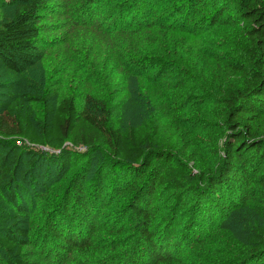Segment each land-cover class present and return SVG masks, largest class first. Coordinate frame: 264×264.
I'll return each instance as SVG.
<instances>
[{
	"label": "trees",
	"instance_id": "obj_1",
	"mask_svg": "<svg viewBox=\"0 0 264 264\" xmlns=\"http://www.w3.org/2000/svg\"><path fill=\"white\" fill-rule=\"evenodd\" d=\"M144 1L118 9L115 32L128 35L127 44L137 48L155 46L144 32L157 30L167 38L161 46L156 45L167 57L175 50L170 32L177 29L167 26L164 17L177 20L188 32L202 22L210 30L234 20L243 23L247 39V46H240L243 53L233 48L231 53L204 57L197 52L199 61L212 64L211 80L207 81L217 90L222 110L219 129L224 139L217 167L211 174L197 177L195 183L183 185L176 173L192 146L190 135H185L174 151L159 150L155 137L161 124L148 111L152 101H146V92L137 87L135 92L141 94L134 98H128L127 87H121L123 99L113 107L104 91L98 96L58 99L57 94L38 95L25 86L9 96V102L0 103V211L6 198L16 212H28L18 181L37 190L33 192L37 200L42 188L50 190L49 182L65 181L56 220L45 218L38 230L42 248L53 249L59 258L74 251H91L94 225L90 202L99 205L108 200L102 211L117 198L122 201L121 221L137 229L141 242L132 264H188L180 254L184 240L195 232V237L202 239L208 224L219 220L250 251L246 264H264V0H173L154 25L143 19L133 22L132 10ZM41 6L42 0H0V63L12 73L22 75L43 59ZM139 88L145 91L144 86ZM35 103L43 105L41 116L33 109ZM95 152L106 154L107 168L95 157L91 159ZM24 156L28 158L23 161ZM92 182L97 188L89 191ZM159 188L170 193L171 217L165 218L169 220L163 236L156 232L150 207ZM26 219L0 217V247L11 257L8 264H43L26 263L20 257L34 234V229L19 225ZM183 220L187 224L183 235L173 237ZM174 223L178 225L170 231ZM82 230L86 235L80 237Z\"/></svg>",
	"mask_w": 264,
	"mask_h": 264
},
{
	"label": "rangeland",
	"instance_id": "obj_2",
	"mask_svg": "<svg viewBox=\"0 0 264 264\" xmlns=\"http://www.w3.org/2000/svg\"><path fill=\"white\" fill-rule=\"evenodd\" d=\"M135 1L42 0L39 24L43 59L38 66L22 75L12 73L0 63V103L9 102V96L16 95L19 89L29 86L38 95L57 94L58 99L81 97L83 94L98 96L104 91L103 96L110 99L113 107H118L123 99L121 87H127L128 98L141 94L137 95L135 92L137 87L140 92H146V101H152L148 111L161 124L159 135L155 137L159 150L174 151L183 137L190 135L192 146L188 154L180 160L176 173L183 185L188 186L195 183L197 177L211 174L217 167L224 139V133L219 129L223 118L221 106L217 103L218 93L207 81V78L211 80L212 64L210 66L205 63L204 59L199 61L197 52L200 50L204 57L231 53L233 48L238 53H243L240 46H247V39L241 29L243 23H234V20L221 28L210 30L202 22L188 32L183 30L177 20L172 22L169 17H164L167 26L177 29L170 32L169 36L177 56L174 57V53L169 57L162 55L159 46L167 42V38L161 36L157 30L144 32L153 39L155 46L140 45L137 46L139 51H136V47L127 44L128 35L115 32L118 9H125ZM173 2L145 0L143 4L136 3L132 10L133 22L143 19L142 22L148 21L154 25L163 18L166 9ZM139 86H144L145 91ZM32 106L35 113L41 116L43 105L35 103ZM38 149L51 152L46 148ZM78 150L85 152L84 148ZM93 157L96 162L100 161L101 166H109L106 165L109 161L107 162L105 153L95 152L91 159ZM22 158L24 161L28 157ZM93 168L95 169V165L92 172ZM18 182L22 186L28 212H16L4 198L0 217H31L19 224L29 231L34 229V234L22 248L20 255L26 263L132 264L140 253L141 242L137 229L121 221L118 212L122 201L115 198L102 211L101 206L109 203L108 200L99 205L97 201L90 202L94 225V232L89 240L91 251H74L68 255H60L59 258L53 253V249L46 246L42 248L38 230L44 224L45 218L56 220L61 190L67 182H49L50 190L40 189L41 198L38 200L33 194L37 190L31 189L25 182ZM92 185L89 191L97 188L95 182ZM169 194L167 188H159L154 193L150 206L155 218L156 232L162 236L169 220L166 221L165 218L171 217ZM106 197L104 195L103 199ZM226 213L228 211L223 212V218ZM176 225L178 223H174L170 231ZM208 225L202 239L198 240L195 232L184 240L186 245L180 254L188 264H246L249 261L250 251L221 226L220 220ZM186 226V222L181 221L174 230L173 237H181ZM197 229L196 227L195 231ZM74 234L79 233L76 230ZM85 235L86 232L82 230L80 237ZM10 259L0 247V264H8Z\"/></svg>",
	"mask_w": 264,
	"mask_h": 264
}]
</instances>
